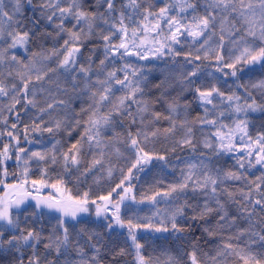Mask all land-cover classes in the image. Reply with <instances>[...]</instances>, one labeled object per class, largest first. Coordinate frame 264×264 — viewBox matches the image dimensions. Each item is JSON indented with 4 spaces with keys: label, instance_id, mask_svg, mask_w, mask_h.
Segmentation results:
<instances>
[{
    "label": "snow or ice",
    "instance_id": "obj_1",
    "mask_svg": "<svg viewBox=\"0 0 264 264\" xmlns=\"http://www.w3.org/2000/svg\"><path fill=\"white\" fill-rule=\"evenodd\" d=\"M25 3L33 6V0H0V65L10 67V61L24 70L15 73L19 86L16 83L6 84L0 71V102L7 98L6 108H0V116H3L6 110L9 115H14L17 121L12 123L7 131L8 138L15 143L3 145L0 150V165L4 159L11 158L9 151L13 148L16 162L23 169L19 182L6 185L5 196L0 198V252H7L13 257L10 264H100L101 234L82 226L83 216L88 214L90 209H94L96 218H103V227L107 231L111 232L114 228L127 229L128 239L135 253V264H161L159 259L154 262L151 257L146 258L142 254L144 245L137 239V230L143 228L157 233L171 232L174 237L180 239L185 228L180 226L177 220L185 215V208H193L195 214L192 219H204L213 211H217L219 218L216 224L221 229L234 225L236 218H229L227 212L222 211L223 205L218 198V191L232 197V193L222 187L228 179L244 180L247 183V191L240 192L243 203H237L241 214H246L250 224L257 208L264 211V171L254 180H247L248 168L259 165L264 169V133L255 137L249 135L247 119L249 111H264V104H257L248 87L239 83L236 87L243 89V95L236 91H231L230 94L222 91L218 86L222 77L214 76L211 72L206 75L211 76L215 82L205 83L198 63L202 60H214L216 72L221 73L223 77L236 78L237 81L240 79L238 73L243 74L246 70L251 73L258 71L264 76V46L249 44L246 39L258 37L260 41H264V0H205L202 14L192 0H180L176 5L166 3L158 11H153L147 0H92L91 4H88L87 0H38L39 16L31 19V28L27 27L23 19L22 9ZM233 14H237L236 18L242 22L243 32L238 39H232L235 33L240 31L236 28L235 21L229 20ZM69 20L72 22L71 27H67L65 23ZM41 21L51 25L55 33L53 35V32L44 30L42 35L54 40L62 35L67 36L62 45L54 47L40 57L43 61L52 56L61 57L56 67L43 64L38 66L35 60L37 53H31L25 58V62V59L18 58L15 52L11 51L19 47L27 53L29 43L36 35L35 29ZM226 23L230 25L228 29L224 27ZM217 28L218 41L213 43ZM93 34L102 42L103 56L95 68L91 56L87 57V66L77 63V55L81 53V37L89 38ZM225 34L234 46H238L235 51L228 52L227 59L223 52ZM181 37H190L192 43L198 47L194 51L184 53V64H175L166 71L181 85V92H192L204 109V116L198 117L196 122L216 128V146L206 139L203 141V147L213 149L216 154L242 153L237 156L236 163L238 168L244 171H213L206 162L207 158L203 156L197 157L196 162L187 161L185 167L180 170L178 181L170 184L167 191H157L148 197L153 205L158 203L156 197H161L162 201L171 205L170 209L157 208L152 217H145L143 220L136 217L139 222L133 223L132 218L122 219L120 215L123 202L126 199H136L134 195H130L132 188L124 187L125 181L130 182L132 179V169L143 171L144 166L153 158L163 162L162 167H167L165 155L158 154L154 157L141 147L150 135L154 137L159 131L157 129L151 133L147 132V123L161 118L169 120L170 127L166 132L173 133L177 127L184 129L183 138L176 143L190 148L193 152L196 149L191 122L186 117L180 123L173 119L179 115L178 109L183 107L187 112L189 105H180L178 100L173 99L167 105L168 116L162 117L161 113L151 111L146 99V89L148 74L155 70V66L149 68L132 59L147 61L150 57L155 59L171 55L175 60V57L181 55V52L176 50V46L182 43ZM80 59H85L82 54ZM7 75L12 77L13 72L8 71ZM59 77L64 78L63 83ZM163 83L162 81L161 84ZM161 84L153 86L160 88ZM250 86L264 91V79ZM73 97L86 98L87 107L82 106L80 109L86 119H77L80 113H74L72 119H69L68 109ZM226 112L235 116L231 128L222 121L218 123ZM210 113L216 114V118H209ZM145 114L151 115L152 121L146 122ZM123 118H127L130 124L138 123L141 127L134 134L129 129L126 139L118 141L130 148L135 158V163L119 184L107 195L97 196L96 199H89L87 192L79 198L68 196L55 199L39 196V189L35 186L47 185L43 179L29 181L27 178L29 166L33 161L38 167L44 161L52 164L59 161L65 171L76 169L79 172L84 161L82 152L87 145V155H91L92 159L80 174L86 176L97 166L103 170L105 157L108 155L106 149L114 148L115 153L120 154V148L115 147L112 140L106 136V131L114 129ZM25 120L27 123H23ZM3 122L7 124L6 119ZM18 123L23 124V130L14 134ZM78 127H83L79 140L67 151L59 149L60 141L55 139L56 135L61 131L71 135ZM29 134L36 136L35 144L41 145L39 150H31L33 141L28 139ZM44 134H48L51 146L44 144ZM21 135L29 148L20 146ZM172 150L175 151V148ZM4 171L6 173V169ZM42 171L46 173V170ZM107 173L111 176V167L107 169ZM187 190L194 193L199 191L210 198L217 205L216 209L210 207L207 200L199 211L195 210L194 205H189L187 200L176 203ZM113 194L117 196L115 202L112 200ZM25 212L29 213L25 216V223L33 217L37 222L42 219L54 221L49 234L44 235L43 226L22 227L21 215ZM204 230L210 236L214 234L211 228ZM244 235L248 236V241L243 246L231 242L233 239L238 241ZM84 237L87 239L82 242ZM94 238H97L96 243H92ZM228 241L222 243L212 256L198 255L197 244L191 243L190 251L184 253L185 260L166 250L162 264H228L230 257L237 264H264V234L249 227L239 230L234 237H229ZM257 241L262 247L259 251H254L252 245ZM42 242L45 250L43 254L37 248ZM86 246L91 247V254L85 251ZM25 251L29 253L27 256ZM120 251L123 254V249Z\"/></svg>",
    "mask_w": 264,
    "mask_h": 264
},
{
    "label": "trees",
    "instance_id": "obj_2",
    "mask_svg": "<svg viewBox=\"0 0 264 264\" xmlns=\"http://www.w3.org/2000/svg\"><path fill=\"white\" fill-rule=\"evenodd\" d=\"M172 0H168L167 2H162L163 5L170 4L174 5L171 2ZM192 2L196 3V7L198 10L204 7L205 0H192ZM88 4L92 3V0H87ZM29 8V19L31 21L33 16V6H28ZM188 12L190 13L191 10L189 9ZM190 19V16H189ZM71 22L67 23V27H71ZM47 30L49 32H53L51 28L46 27L42 24L35 29L36 35L30 41L29 45L32 48L36 45L39 40V37H43V31ZM54 35V32H53ZM51 39L50 37H48ZM48 39V40H49ZM42 41V40H41ZM43 42V41H42ZM91 46H98L102 52V42H88L81 44V53L77 55V63L80 62V55L87 56L89 48ZM79 56V57H78ZM133 59V58H132ZM138 63L142 64V61H138ZM155 61L157 65L162 64H174L175 62H184L183 57H175L173 60L172 56L165 57V58H155L151 59ZM31 86V85H30ZM238 94L243 95V92H237ZM253 97V96H252ZM257 104H264V101L259 99H255ZM185 101L189 105L190 117L193 120H197L198 117L204 116V109L201 107L199 101L195 98H187ZM86 106V104L84 105ZM210 107V106H209ZM20 106H17L19 110ZM135 110V106L133 107ZM223 110V109H221ZM23 115V113H22ZM165 116V114L163 115ZM80 120L86 119L84 114H80L78 116ZM209 118H216V114L210 113ZM248 132L249 135L255 137L258 134L264 133V111H249L248 113ZM235 120L234 115H229L227 112L225 113L224 117H221L219 122H223L229 128L233 127V121ZM12 123H17L15 120L14 115H10L7 124H5L0 118V150H2L4 144H14L15 142L10 140L7 136V131L10 130V126ZM27 123V122H23ZM167 127L166 123H161L160 128L161 130H165ZM213 136L216 132V128L209 126ZM131 130L134 134L137 131V127L134 124H130L127 118H123L119 123L115 125L114 129H108L106 131V136L111 140H125L126 139V132ZM23 130V124L18 123L17 129L15 130L14 134H19ZM83 133V128H79L76 134L73 135L72 139L66 145V148H70L73 143L79 140L80 135ZM215 137V136H214ZM49 138L48 134H44L43 138ZM29 140L35 143L36 136L29 134ZM237 145H239V137L237 136ZM176 138L172 140H168L167 138H162L161 142L158 145V149L156 155H165L167 157V167H162V163L155 158L152 161L144 166L143 171H137L136 168L132 169V179L131 181H125L124 187H131L132 192L130 195L135 196V201H131L126 199L123 204L121 205V212L120 215L122 219L132 218L133 223L139 222L136 217H139L140 220H143L145 217H152L153 213L156 211L157 208L162 210L170 209L171 205L165 201L161 200V197H156L158 203L153 205L152 201L148 199V197L153 196L157 191L164 192L168 190V186L172 183H175L180 178V170L185 167V163L187 161L196 162L197 157H206V162L209 164V167L215 171L216 169L221 170V172H228V171H235V172H243L237 166V156L242 154L239 152L234 153H225L221 152L220 154H216L214 151L209 150H202L198 148L197 144L195 143L196 149L193 152L188 147H181L176 143ZM32 144V145H33ZM174 145L175 151H170L169 146ZM20 146L28 148L29 145L25 143L23 135L20 136ZM216 146V145H215ZM9 155L11 158H6L3 161V164L0 165V198L5 196V186L8 184H16L19 182L21 177V167L18 165L15 159V151L13 148H10ZM155 157V155H154ZM87 159V158H86ZM86 162V160H85ZM62 166V164H61ZM6 169V173L5 170ZM42 170H46L44 173ZM62 170L64 174L61 172H56L52 170L50 173L45 168H41L35 174L32 172L31 176L28 174L27 178L29 181L31 180H41L43 179L44 184L47 186L36 185L35 188L39 189V196L41 197H48V198H55L61 199L70 196L71 185L73 184L71 180V171H65L62 166ZM264 169H261L259 165L253 168L247 169V180L251 181L254 180L256 176L261 175V172ZM81 173V172H80ZM58 179H55V176ZM128 174L126 172L125 176ZM52 181H47L48 179ZM92 180L91 175H86L82 178L83 183L90 182ZM51 182V183H48ZM55 185V187H52ZM218 185V189H219ZM224 189H227V192L232 193V197H229L224 192L218 191V198L223 205L222 211L227 212V216L229 218L235 217V224L226 226L221 229L217 224L216 221L219 218V213L217 211H213L211 214L205 216L204 219H192L191 217L195 214L193 208H185V215L183 217L178 218L177 223L180 226L185 228V232L181 235L180 239H177L173 236L171 232L168 233H157L152 231L151 229H138L137 239L140 243L144 245L143 249H141L142 254L148 258L151 257L152 260L155 262L156 259L161 261V264L164 260L163 253L167 250L172 255L179 256L182 260H185L186 257L184 253L186 251H190V244L196 243L199 249L198 255L207 254L208 256H212L216 254L217 249L222 243L229 242V237H234L239 230H246L249 227L256 232L264 234V211H261L257 208L252 216L251 224L249 219L247 218L246 214H241L240 208L238 207V203H243L240 192L241 190L247 191V183L244 180L236 181V180H225L222 186ZM11 191V190H9ZM119 191V190H118ZM34 194H36L35 189H33ZM175 195V194H174ZM255 195V193H253ZM12 198L14 199L15 196L13 195ZM166 200L169 198H165ZM113 202L117 200V196L113 194L112 196ZM184 200H187L189 205H194L195 210L199 211L200 208L204 205L205 201L207 200L210 207L216 209L217 205L214 201L210 198L206 197L202 193L192 192L191 190H187L185 194L180 197V200L176 203H182ZM236 202H233V201ZM143 201V202H141ZM99 202V201H98ZM31 209H29V212ZM14 214H16V210L13 209ZM29 213L25 212L21 215V226L22 227H35L40 228L43 226L44 235H48L51 231V226L54 224V221H49L48 219H42L39 222L36 219L30 218L28 219L27 223H25V216H28ZM84 224L82 226H86L90 229L95 230L96 232L100 233L101 236L99 238V242L101 245L99 260L100 264H135V253L134 249L131 247V241L128 239L127 229L126 228H114L113 231L109 232L104 227V220L103 218H96L94 214V209H90V212L83 217ZM205 228H211L213 230V235H209L205 232ZM7 235V234H6ZM87 237H84L82 242L86 241ZM248 241V236L244 235L241 236L240 239L237 241L233 239L231 242L236 244L239 243L243 246ZM97 238H94L92 243H96ZM262 245L259 241L252 245L254 251H259ZM38 251L41 254L44 253L43 242L37 246ZM121 249H123V254H121ZM85 251L89 254L92 253V249L90 246H86ZM29 253L25 251V256ZM54 258V257H50ZM13 260L12 256H9L7 252H0V264H10V261ZM228 264H237L233 260V258L228 259Z\"/></svg>",
    "mask_w": 264,
    "mask_h": 264
},
{
    "label": "rangeland",
    "instance_id": "obj_3",
    "mask_svg": "<svg viewBox=\"0 0 264 264\" xmlns=\"http://www.w3.org/2000/svg\"><path fill=\"white\" fill-rule=\"evenodd\" d=\"M168 0H163V2H167ZM7 2V0H6ZM172 3H174V5L178 4L180 2V0H172ZM255 2V0L253 1ZM147 3L150 4L152 6V10L153 11H158V9L160 7H163L164 5L162 4L161 0H147ZM10 7V5H8ZM205 6V5H204ZM26 3L23 6V19H24V15H26ZM34 8H35V17L39 16V11H38V0H34ZM102 10V9H101ZM178 10V9H177ZM237 14H233V16L229 17V20L235 21V25L236 28L240 29V31H237L235 33V36L232 37V39H238L239 36L242 34V28H241V21L239 19L236 18ZM43 22V21H42ZM71 22L66 21L65 23H69ZM47 23V22H46ZM72 23V22H71ZM49 27L52 28L51 25H48ZM225 29H228L230 27V25L228 23H226L224 25ZM53 29V28H52ZM54 30V29H53ZM218 36H219V28H217V36L213 38V43H216L218 41ZM63 38L67 39L66 35H62L59 39L54 40L53 42V46L54 47H59L58 42L59 40ZM247 40H256L255 44L257 45H261L264 46V41H260L258 39V37H253L254 39L248 38L246 37ZM182 43L180 45L176 46V50L181 52V55L178 57H184V53L193 50L198 47V45H195L192 43V39L190 37L188 38H184L181 37L180 38ZM61 40V44H63V41ZM82 40V44L83 43H88V42H101V40L98 38L97 35L93 34L91 37L89 38H84L81 37ZM224 44V48H223V52L225 54V58L227 59V54L229 51H235L236 47L238 46H234L231 43V40L229 39L228 35L225 34V38L223 41ZM13 52H15V54L17 55L18 58L20 59H25L26 57L30 56L31 53H37L38 55L36 56L35 60L38 66H40L41 64L43 65H47V66H51V67H56V63L58 61V59H60L61 57H57V56H52L49 60L47 61H43L41 60V55L47 54L50 50H47L45 47L40 46L38 47L36 52H31L30 54H27L24 52V50L22 48L17 47L16 49L11 50ZM236 54L238 55L239 53L236 52ZM91 56L92 57V61H93V67L95 68L96 65H98L99 63V59L103 58L102 56V52L99 49L98 46H91L89 48L88 54L87 56H84V60L82 63L85 64V66H87V57ZM165 57H170V55H165L163 58ZM134 59V58H133ZM138 59V58H137ZM153 59L152 57L149 58V60L147 61H142L143 65H147L149 68H153L155 66V70L151 71L148 74V86L146 89V99L148 100L150 107H151V111L153 112H158L163 115L165 114V116L169 115L168 112V103L171 102L173 99L178 100L180 105H184L185 103H183L181 101V98L184 97L187 94H192V92L190 91H184L181 92V85L176 81L175 77L173 75H169L168 72L166 71V69L168 67H174L175 64H184L185 61L182 62H175L174 64H159L157 65L155 63V61L151 60ZM25 62H27V60L25 59ZM11 66H7V65H0V71H2L4 82L6 84H11V83H16L17 86H19V81L18 78L15 76L16 71H24L22 69H20L17 65L15 64H11V62H8ZM201 66L202 69V74L204 75L205 78V83H207L208 81H213V78L211 76H207L206 74L208 72L213 73L214 76H221L222 78L219 81V85L221 87L222 91H225L226 93H229L231 91H237V87L236 84H242L245 85L247 87H251L250 85L252 83L258 82L260 79H264V76H262L258 71L255 73H251L248 72L247 70L241 74L239 77V81H237V79L235 78V80L232 79V77H223L221 73L218 74V72L215 71L216 65H215V61H208V60H202L198 62ZM140 64V63H139ZM162 69H164V71H162ZM8 71H12L13 72V76L12 77H8L7 73ZM226 71H228L226 69ZM52 74H50L51 76ZM243 75V76H242ZM48 78L46 77L45 80H47ZM53 79H56V77H53ZM63 77H59V80L61 83H63ZM164 82L163 84H161V82ZM156 84H161L160 88H156L153 85ZM46 87H48L47 84H45ZM51 87L54 88V85H52ZM188 92V93H186ZM157 97H161V99L157 100ZM64 99H67L68 97H62ZM6 100V101H5ZM86 104V106H84ZM7 105V98H4V100L2 102H0V108H6ZM87 107V101L86 98L81 97L79 99L73 97L72 102H71V107L68 109L69 112V119H72V116L74 113H80V109L81 107ZM178 113L179 115L173 117V119L175 121H177V123L182 122L185 117L187 118V120L189 122H191V126H192V136H193V143L198 144V146L200 147V149H209L211 151H213V149L210 148H204L203 147V141L204 140H210L211 142H213L214 147H215V137L213 136L210 128L208 127V125H201L199 123L196 122V120H191L189 117V113H188V108H187V112H185L184 108L181 107L180 109H178ZM83 114V113H80ZM10 117V115L8 114V112L5 110L3 112V116H0V118L4 121L5 119L8 120ZM77 119H80L78 116L76 117ZM165 123H168L169 127H170V122L167 119H163L161 118ZM159 119V120H161ZM145 120L147 121H152V117L149 114H145ZM159 120H155L152 121L151 123H147V126L145 128V130L149 133H151L154 130L159 129ZM25 122H27L25 120ZM138 128L141 127L138 123H137ZM79 128H83V127H78L75 128L72 132L71 135H67L64 131H61L60 133H58L55 137L56 140L60 141V145H58L59 149H62V146L64 144H67L69 142V140H71V138L73 137L74 134H76L77 130ZM177 131H179L181 133L180 136L173 135L172 137L176 138V140H180L183 138L184 136V129H181L179 127L176 128ZM175 130V131H176ZM58 136H61V138H59ZM171 136V135H170ZM172 137H168L169 140H171ZM161 138V131L159 130L157 132L156 136H149L148 140L143 142L141 144V147L144 149V151L149 152L150 155H155V153L157 152V146L158 143L160 141ZM44 144L51 146V141L50 139H43ZM115 147H119L120 148V154L117 155L114 151V148H109L106 149V152L108 153V155L105 157V164H104V169L101 170L99 168V172L96 174L95 177H92L91 183H86V184H81L79 182V179H75V182L71 185V192H70V196L72 197H82L84 192L88 193L89 199H96L97 196H101V195H107L115 186L116 184H119L121 179H123V177L125 176V173L129 170V168L131 167V165L133 163H135V158L134 155L132 153V151L128 148L123 147L122 145H120L119 143H114ZM41 147V145H35L33 148H31V150H39V148ZM174 148V145H170L169 146V150L171 151ZM84 151V149H83ZM91 162V161H90ZM40 164H45V165H51L53 167H56L58 162L55 164H52L48 161H44L41 162ZM40 167V165H39ZM39 167L36 165V163L33 161L28 169L27 175L29 174L31 176L32 172H34L35 170L39 169ZM111 167L112 169V174L111 176L108 175L107 173V169ZM21 170L23 171L22 167ZM1 179V177H0ZM50 183V182H48ZM44 198H48V197H44ZM29 203H34V201H29ZM23 207V206H22Z\"/></svg>",
    "mask_w": 264,
    "mask_h": 264
}]
</instances>
